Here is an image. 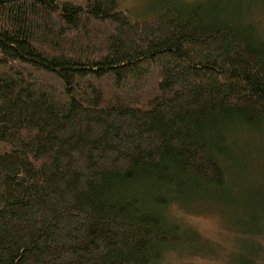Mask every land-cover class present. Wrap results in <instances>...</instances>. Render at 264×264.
Listing matches in <instances>:
<instances>
[{"label": "trees", "instance_id": "1", "mask_svg": "<svg viewBox=\"0 0 264 264\" xmlns=\"http://www.w3.org/2000/svg\"><path fill=\"white\" fill-rule=\"evenodd\" d=\"M122 1L0 0V264H158L184 245L170 208L264 137L255 11Z\"/></svg>", "mask_w": 264, "mask_h": 264}, {"label": "rangeland", "instance_id": "2", "mask_svg": "<svg viewBox=\"0 0 264 264\" xmlns=\"http://www.w3.org/2000/svg\"><path fill=\"white\" fill-rule=\"evenodd\" d=\"M240 1V2H238ZM159 4V0H123L121 5L132 13H143L148 7ZM242 14L255 11L254 16L264 28V4L259 0H233ZM250 139L251 135L249 136ZM241 145L228 160V186L224 193L214 190L183 196L181 207L175 204L169 216L187 230L184 244L178 251L164 253L158 264H239L252 259L255 244L264 245V235L253 233L264 228L255 223V216L264 217V137L253 135L256 148ZM251 150H250V149ZM247 149L250 150L247 153ZM264 261V259L262 260ZM254 262V263H255Z\"/></svg>", "mask_w": 264, "mask_h": 264}]
</instances>
